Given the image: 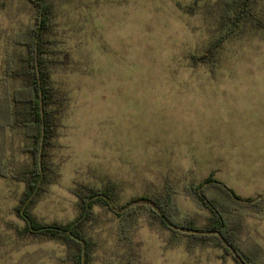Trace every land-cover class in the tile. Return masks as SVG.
<instances>
[{"label": "rangeland", "instance_id": "374dc122", "mask_svg": "<svg viewBox=\"0 0 264 264\" xmlns=\"http://www.w3.org/2000/svg\"><path fill=\"white\" fill-rule=\"evenodd\" d=\"M47 1L51 38L69 60L51 70V83L66 102L48 151L49 183L32 215L42 223L73 220L79 213L76 183L113 185L119 205L162 194L167 185L177 217L203 227L209 214L186 187L210 175L227 187L234 175L239 186L255 178L237 164L235 150L245 145L248 121L264 105V26L242 23L217 51L211 75L207 66L191 67L189 57L217 35L222 0ZM250 8L264 25V0H252ZM34 17L26 0H0V95L15 86L1 80L5 63L16 66L23 49L14 38ZM24 144L20 133L0 131V167L13 173L27 164ZM23 189L0 178V264H71L64 245L24 231L14 210ZM214 195L227 201L222 192ZM92 213L84 227L96 244L91 264H124L127 258L135 264H236L212 244L171 238L144 214L132 219L127 240L120 241L115 216L97 204ZM223 218L237 246L244 252L258 247L264 264V212L233 211Z\"/></svg>", "mask_w": 264, "mask_h": 264}, {"label": "trees", "instance_id": "16d2710c", "mask_svg": "<svg viewBox=\"0 0 264 264\" xmlns=\"http://www.w3.org/2000/svg\"><path fill=\"white\" fill-rule=\"evenodd\" d=\"M26 2L34 10L35 17L32 25L14 38V44L23 49V54L17 58L15 67L6 61L1 80L11 81L15 86L11 92L0 95V131L8 129L20 133L25 143L21 150L29 156V162L13 173L4 166L0 167V178L23 185L19 206L14 210L25 224L24 231L29 236L43 237L64 245L68 250L65 261L71 264L81 263L84 248V264H91L96 244L85 234L84 227L93 220L92 209L97 204L117 219L116 233L120 241L127 240L132 219L144 214L152 224L167 231L175 240L186 239L192 245L212 244L236 264H259L261 250L255 247L242 251L237 246L236 233L226 226L223 214L242 210L263 213L261 203H264V197L257 201L241 199L212 175L197 185L186 187L196 205L209 214L203 227H197L188 216L177 217V209L172 202L174 192L167 185L163 186L162 194L131 197L119 205L113 185L94 188L76 183L72 193L77 199L79 213L73 220L65 224L36 220L30 210L44 192V185L49 183L48 176L52 170L47 164L48 151L53 148L66 102L51 83V70L55 66L66 65L69 58L67 52L56 48L58 41L51 38L52 5L47 0ZM219 2L221 28L200 55L189 57L191 67L207 66L211 75L216 73L217 51L224 41L237 35L242 23L249 21L256 28L264 26L250 8L252 0ZM216 191L222 192L227 201L218 199L214 195ZM124 264L135 262L127 258Z\"/></svg>", "mask_w": 264, "mask_h": 264}, {"label": "crops", "instance_id": "0c3cea01", "mask_svg": "<svg viewBox=\"0 0 264 264\" xmlns=\"http://www.w3.org/2000/svg\"><path fill=\"white\" fill-rule=\"evenodd\" d=\"M259 107H261V113H258L250 122L248 121L250 126L248 125L249 131H247L245 145L237 147L235 150L239 159L237 164L255 176L246 183H239L240 186L236 182L235 175L231 177L229 188L241 199L253 200V198L260 197L259 195H264V186L258 188L260 184L264 185V105ZM231 168L232 174L236 169L234 164H231ZM224 173H229V170L226 169Z\"/></svg>", "mask_w": 264, "mask_h": 264}, {"label": "water", "instance_id": "95a60500", "mask_svg": "<svg viewBox=\"0 0 264 264\" xmlns=\"http://www.w3.org/2000/svg\"><path fill=\"white\" fill-rule=\"evenodd\" d=\"M80 264H84V248H82L81 263Z\"/></svg>", "mask_w": 264, "mask_h": 264}]
</instances>
